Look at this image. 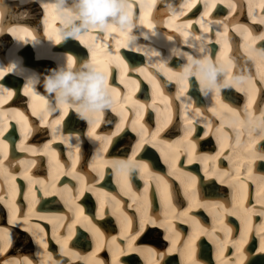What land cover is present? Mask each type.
Wrapping results in <instances>:
<instances>
[{"label":"bare ground","instance_id":"6f19581e","mask_svg":"<svg viewBox=\"0 0 264 264\" xmlns=\"http://www.w3.org/2000/svg\"><path fill=\"white\" fill-rule=\"evenodd\" d=\"M151 1L152 0H144V3H151ZM198 1L202 0H194V6ZM251 1L250 10L253 14H256L260 8L255 7L257 3L256 0ZM187 2L188 0H183L180 8H172L169 6L167 10L158 14L157 22L163 21L164 18L167 28H157L156 26L152 29L148 28L143 32L147 34V39L143 35L139 36L135 45L129 44L127 34L122 33V36L124 35V42L121 47H130V57L136 60H141L143 53L145 55L143 59L147 57V61L146 63H142L139 66L136 65L126 70L120 79L124 80L125 77L131 76L130 74L134 72L132 69L147 70L148 72H146L143 77L145 76L147 82L150 84V96H133V94L128 91V88H130L129 83H126V89L128 90L121 91L124 96L116 93L115 107L105 111V114H107L108 118L111 120L112 128L106 133H99L96 135L103 138L112 132H116V125L121 122L122 118L124 122L121 125V131L112 137L111 143L107 145L106 150L101 151L103 146L102 139L97 140L94 136L88 135L92 126L88 125L84 120H82V122H85V133H82V128L77 129L81 137L75 133L65 134L63 138H61L59 134H52L50 137H47L46 132H54L53 127L55 124V122H53L54 118H49V113L46 119H41L43 126H24V136L29 137L33 133L32 130H41L40 133H42V135L37 140V145L34 143L33 146H28L24 143H20V149L15 147V154L11 159V164L5 163L7 173L0 174V197H2V199H0V264H4L5 261H8V264H29V261L31 264H52L53 261H60L61 264H66L67 259V264H122V258L127 262L132 261L137 264H149V262H152L156 257L148 252L141 254L140 252L129 249V244L125 238L130 237L129 239L132 241V237L136 236V226L134 223L135 212H138L140 220L141 216L147 215L150 203L156 204L159 199L163 207L166 208V215L164 218L158 220V213H152L151 218L154 219L156 223L147 224V231L145 233L153 238V242L155 245L157 243V246L159 248L161 247L160 249H162L165 242L166 244L169 242L172 243V246L165 251L167 252V258L170 263L179 261L177 264H198L192 255L189 259V248H186L185 245L190 237L197 238L200 234H205V232H207V236L203 238L204 244L208 243L211 246L209 241H212V239L221 241L213 248L216 250L215 253H213V261L219 264H233V261L237 257L234 247H232V250H229L231 253L229 256L224 257L221 255V251L224 252L225 248H228L227 245L233 246V242L237 240L228 233L232 231L231 229L225 230L223 221L230 220L233 224H241L242 222L246 227L249 226L250 223L248 219L239 221L233 217L232 214L237 213V211H242L241 201H243L250 189L252 191V204L249 205L250 201L248 202L247 208L243 210L244 213L256 214L264 211V174L253 176L247 168L242 169L245 165L250 164L253 156L252 149L256 148V144L259 148L264 147V139L259 138L257 131L255 132L254 128H251L247 120H244L240 116L232 115L230 114V109L223 108L224 102L221 99L223 103H218L216 98L212 100V103L210 102L211 104L207 103V108L211 105V111H206L204 114L195 111L193 114H188L185 110L191 109V107L186 108L183 104L181 108L178 109L176 105L173 107L174 103H172V96L176 98L180 94L179 89L173 92L171 90L173 86L169 87L167 85L178 82L174 74L177 72L179 66H175L170 69L168 73H165L167 70L162 67L160 64L162 61L159 62L158 59L161 58L167 50L155 44L167 46V44L171 42H176L174 48H181L180 50L184 52H191L193 49L190 47V44L193 41L199 42V39L203 38L211 49L212 39L219 42L220 38L212 37L210 39L208 36L205 37L204 35L201 38L197 36L194 29L198 20H202V22H204V20H207V22L215 21L213 22V26L222 34L225 33V21L221 18L214 19L213 17H209L208 14L204 15L205 10L198 17L196 15L185 14L190 8H182V5ZM262 3L263 2H260V4ZM10 5L13 6L11 9L17 10V12L18 9H21L18 3H11ZM134 6H136V2L133 3V7ZM240 7L242 8V4H240ZM181 11L182 14L180 15L174 14L180 13ZM21 14L24 16L30 14V12L29 10L23 12L22 10ZM48 14L51 15V13ZM150 21L156 22V18L152 16L150 17ZM247 25L248 24H245V26ZM203 27L205 30L207 29L206 31L210 34L211 27ZM231 27L236 28L234 23L231 24ZM174 29L181 32L182 36H180V39L179 35L174 32ZM110 32L116 35L120 34L118 29ZM17 33H20V30H18ZM104 34L105 32L93 31L91 34L81 37V41L89 44L93 39L102 38ZM133 34L138 36L135 28L133 29ZM10 36L11 35L6 32L3 36V38L6 37L4 41L9 42L11 40ZM168 36H172V39L169 40ZM245 36H249V33H246ZM255 36H251V38L246 41V45L251 49V51H249L253 54L255 52H260L263 47L261 43L264 42L256 40L254 43L257 41L259 43L256 47L252 48L251 46L254 45L252 38ZM1 37L2 36H0V38ZM235 38L236 37L232 35V39ZM104 41L105 45L98 44L97 46L98 51L96 52L94 61L98 65L101 64V58L104 54H112L115 48H118L105 47L107 43H111L108 37H106ZM65 42H68L75 52L79 49L78 57L82 56L80 49H82L83 44L81 42L78 43L76 40L72 39ZM182 44L184 46H182ZM16 47V49H18V46ZM121 47L117 49L118 52H120ZM11 49L12 48L7 50L8 52L5 57H1L2 55H0V62L5 63L6 59L12 57L13 52ZM122 52H125V50L122 49L121 53ZM149 52L152 54V58L149 57ZM157 53L160 55H156ZM222 53H224V51H222ZM243 53L244 52L239 51V49L234 50L237 61L243 66L242 69L238 68V71L242 72L243 70V72L251 78L252 83L242 90L239 89L241 95H239L235 86H229L225 89L228 91L237 90L234 97L246 102L244 103L243 109H245L247 104L251 110H256L253 115H260V118L255 119L256 121H260L264 119V117L261 116V112L264 111V95H262L264 92L260 86V80H262V84L264 85V60H261L260 56L257 54L256 57H258L260 65H255L256 68H254L251 60L248 57H244L245 55H243ZM39 55H46V52L38 49L37 57L39 60L45 59ZM85 55L87 57L88 54L85 53ZM58 57L60 56H54V58H57V64L63 63V60H60ZM29 58L34 57L30 56ZM105 58L109 63H112L108 56ZM165 60L164 58L163 61ZM229 63L230 61L227 62L228 66ZM124 64H126V62H121L119 64L115 62V66L120 70H125ZM235 64L237 65V62H235ZM40 66L44 73H47L49 68L52 67L51 63L49 64L47 61H43ZM54 66H56V63H54ZM155 68L165 71L163 72L160 70L162 73V80L159 89H155L151 83L153 77L156 79V77L159 78L161 76H156L151 72L154 71ZM258 71H260L259 74H257ZM142 72L143 71H138V73H134L133 80L137 79ZM6 74H9L10 80L15 82L22 81L20 77L10 74L9 71L2 72L0 77ZM137 83L139 85L141 81H137ZM179 84L178 82L176 86L178 87ZM255 85L260 88L261 98L258 96L259 91L257 89L251 90L252 86ZM135 88L136 86L133 87V89ZM198 93L199 92L196 91L195 95ZM231 95L230 92L227 93L226 98L229 100ZM12 96L13 94L8 96L4 93L3 97H0V102L5 101L2 107L3 114H9L15 109H20L18 106L10 104L9 101ZM250 97H252L251 102H249ZM156 98L160 103H154V99ZM150 100L152 101L148 103ZM179 102H181V100H179ZM202 103L203 100L200 99L198 106H205L202 105ZM212 104L214 106H212ZM141 106H143V108H141ZM183 106L185 110H183ZM148 107H152L156 110L155 117H150L145 113ZM110 111L112 113H110ZM41 114L42 113L39 112L40 117ZM130 114L132 115L129 118ZM174 114H177V117H175L177 122L171 124ZM65 116H67V120L69 119V122H72L74 125L81 122V119H79L71 109L68 110ZM102 116L103 113L100 116V120ZM237 117H239L243 123L234 127V121ZM25 118L27 119L28 117L25 116ZM205 118L207 120H205ZM180 123H182V126ZM190 124L193 125L192 128H196L198 134L200 132L201 139L198 145L201 146L202 144L203 148L207 150L206 152H200L199 149H196L192 154L191 162H189L188 158L189 140L191 139H189L190 137H186V131L190 127ZM196 124L200 126L197 128L195 126ZM3 125H6L7 130L8 119L6 117L0 120V126ZM168 125H173L176 128L182 129L180 135H177L179 134V129L176 134L173 133V135H176L173 141L166 138L169 136L166 130L162 133ZM133 127L136 129L135 131H133ZM158 128L159 132L157 133ZM234 129L243 132L235 136L237 145L235 149L230 147L227 143V138L230 137L232 133H235ZM244 129H246V131ZM205 132H207L206 136L204 135ZM211 132L221 137L220 146H218L219 151L215 155H212V149L215 144L212 140L213 134H211ZM153 134H156L155 139H153ZM198 134L197 136H192V138L197 139L199 137ZM141 135H143L146 140H151L152 142L145 143L136 151L135 160L147 163L149 166L148 170H146L143 175L140 169L134 170L127 176V179H125L123 175L116 171L114 161L128 160L131 158L133 149H135ZM12 136L13 134H10V138ZM65 137H69V139L66 140ZM76 137H79V141H77ZM237 137H239V142H237ZM0 138H2V136H0ZM61 139L64 141L63 146L67 153L65 156H70L69 161L71 164H68L66 161L60 162L55 151L56 149L51 145L52 142ZM43 140L48 141L42 143ZM81 140L83 141L82 150L84 148L85 151L88 152V155L86 152L82 154V150L76 152V148L80 146ZM12 141H14L13 138ZM33 142L34 141L31 140L30 144ZM45 145L48 146L47 149ZM107 149L112 152L111 155L110 152H107ZM1 150H3V148H1ZM140 151H142V155L139 156L138 153ZM114 153L116 155H112ZM218 153L219 155H217ZM2 154L3 151L0 152V155ZM144 154L146 156L155 154L156 157L153 160L157 165L161 163L158 171L153 170L145 157H143ZM45 155V163L47 166L43 169L42 163ZM205 157H208V159L205 160ZM37 162L39 166L38 169L35 170L34 168L37 166ZM217 162L220 163V167L216 166ZM251 163L255 165L259 163L261 166L262 164L264 166V160H255ZM198 168L201 170L196 172L195 170ZM206 169L209 173L214 172L215 174L206 175ZM101 173L103 178H100ZM198 175H200L201 179L206 181L208 185L207 188H212L217 191L214 192V194H211L212 192H201ZM191 176L196 177L194 182L191 181ZM158 177L161 179L158 180ZM146 186L147 191H145ZM81 188H83V193L78 194ZM46 192L48 194H45ZM87 192L88 195L85 197ZM154 192H156L157 196H154ZM90 195L93 196L92 200L90 199ZM168 196L175 197V201L177 202L175 206L168 204ZM209 196L215 198L210 200L208 199ZM230 196H232L231 200L229 199ZM84 197L85 199H83ZM46 199L49 202L46 201L43 205L44 207H41V203L38 205L40 201ZM82 199L90 206H92L93 201H95L92 208L93 214L85 211V205L82 204ZM227 202H231V206L228 207L227 204L229 203ZM54 205H56V207H54ZM101 205H103V209H101ZM221 205L223 207H221ZM80 209H83L82 213ZM202 214L207 215V219L202 217ZM246 217L249 218V215L247 214ZM102 218L106 221L104 227H100V225L103 224L101 222ZM89 220L99 229V232H96V230L91 227V224L88 223ZM199 222H201L202 225H200ZM69 226L71 227V238L65 244L66 251L61 252V245L57 238H63L67 235ZM174 226L176 229H181L179 232L180 237L171 234ZM79 228H81V230H79ZM117 229L118 232L116 231ZM76 231L80 232V239H77L78 236L74 234ZM186 232L190 233L188 237L184 239L182 235H185ZM33 233L37 235H33ZM41 233L47 243V249H44V247L37 242ZM109 234H111L112 237L110 238L111 240L108 241L107 237ZM138 236H136V238ZM75 240H79L77 245H80L81 248L77 249L73 247L71 243ZM141 240L146 241L148 238H142ZM24 242L26 244H24ZM22 243L25 246H22ZM222 243L224 247L220 248ZM132 246L134 248H146L144 244ZM256 248V251L251 249L247 264H264V252L260 251L259 243ZM169 249H171V251H168ZM242 250L243 249H241V252ZM107 251L110 252L109 259L105 257ZM176 252H180V254L174 255ZM48 253H51V259L48 258ZM170 255L173 258L170 257ZM79 260L82 263H78ZM243 260L244 255L241 261Z\"/></svg>","mask_w":264,"mask_h":264},{"label":"clouds","instance_id":"9594fccd","mask_svg":"<svg viewBox=\"0 0 264 264\" xmlns=\"http://www.w3.org/2000/svg\"><path fill=\"white\" fill-rule=\"evenodd\" d=\"M28 2V0H22ZM135 0H40L45 13L49 9L55 12L59 21L56 36L53 39L47 32V16L41 18L44 34L53 43L65 42L69 39L79 40L81 37L91 34L93 31L109 32L119 30L126 33L128 42L135 45L138 36L133 34V29L138 25L133 17V3ZM140 0L139 7L144 5ZM6 6L0 0V36L6 32L21 43L38 42L34 31L26 26L5 23ZM21 18H25L21 15ZM25 28L33 33L31 39H19L17 32ZM140 35L147 38L146 33ZM191 52H184L178 48L169 50V56L165 62L172 57H179L183 62L179 65L176 79L182 84L195 78L200 93L205 96L217 97L222 90L230 85L237 89H243L250 85L252 80L245 75L233 76L231 80H221L220 75L227 71V67L219 59H213L210 55L211 49L203 38L199 42L190 44ZM156 55H160L157 53ZM63 63H58L47 73H39L35 70H27V74L20 72L21 64L16 61L10 62L7 67H0V72L15 71L24 77L23 89L38 90L43 87V93L49 97L48 111H63L71 109L75 115L93 126L101 114L116 105V96L113 88L108 83L107 72L99 66L91 57H80L74 60L71 52L63 53ZM3 86L0 85V91ZM254 130L264 133V119L256 121L253 119ZM57 133L59 130H56ZM66 140L69 137H65ZM79 141V137H76ZM116 171L121 175H129L138 169L135 161H114Z\"/></svg>","mask_w":264,"mask_h":264},{"label":"snow or ice","instance_id":"6c2138e0","mask_svg":"<svg viewBox=\"0 0 264 264\" xmlns=\"http://www.w3.org/2000/svg\"><path fill=\"white\" fill-rule=\"evenodd\" d=\"M192 6H194V0H188V2L184 5H182V8H191ZM151 7V3H147V4H144L141 6V9H142V15L140 17V23L141 24H146V26L149 28V29H152L154 27V24L152 21L148 20L146 15L143 14V10L144 9H150ZM204 7H205V12H204V15H207L208 14V10L210 8H213L215 7V0H204ZM229 7H233L232 5H229ZM175 15H180L182 14V11L180 13H174ZM262 23H264V20L261 21ZM237 27L239 28H242L244 30V32H247V28L246 26L244 25H238ZM207 30V29H206ZM115 31V30H113ZM217 35H220L219 33H217ZM225 37L227 35V33L225 32L224 33ZM250 35V34H249ZM168 39H172V36H168ZM57 40H59V37H57ZM256 40H260V41H264V33H260L259 35L255 36L252 38V42L254 43ZM187 42V41H185ZM125 46H128V45H125ZM225 47H227V42L225 41ZM251 51V49H250ZM259 56H260V59L261 60H264V48H262L259 52ZM128 68V65L127 64H124V69L127 70ZM133 71H143L142 69H132ZM0 74H2V72H0ZM171 78V77H170ZM151 83L153 84V87L155 89H159L160 88V84L159 82L153 77L152 80H151ZM186 83L187 81H183L182 82V85H185L186 86ZM114 90V93H115V96H116V90ZM30 89H25V92H29ZM0 93H6L8 96H11L12 93L8 91V89L6 88H3L2 91H0ZM31 95H35V93H31ZM251 99L252 97L249 98V102H251ZM216 100L218 103H223L221 100H220V95H217L216 97ZM223 106L225 108L228 107L227 104H223ZM141 108H143V106H141ZM233 112H235V110H232ZM48 109H45V111L41 114V119L44 120L46 119L47 115H48ZM67 112H68V109L65 108L63 111H61L60 115H59V118L55 121V125H59L61 120H63L64 116L67 115ZM244 112H247V108L244 109ZM261 116L264 117V111L261 112ZM247 121L249 124H252L253 123V119L251 118V113H248V116L246 117ZM99 120L100 118L98 119V121L90 128L89 132H88V135L89 136H94L95 139L97 140H103V146H102V149L101 151L103 150H106L107 148V145L109 143H111V140H112V137L117 135V133L119 131H121V125L123 124V118L121 119V122L118 123L116 125V132H112L110 134H108L107 136H104L103 138L100 137V136H97L96 133H95V129L96 127L98 126L99 124ZM243 123L242 120H240L239 117L236 118V120L234 121V127L238 124H241ZM6 130V125H3V126H0V136H3V133L4 131ZM53 130L56 131V128L53 127ZM135 127H133V131H135ZM195 129L192 128V127H189L186 131V137H191L192 135V132L194 131ZM159 132V128L157 129V133ZM155 135L156 134H153V139H155ZM204 135L206 136L207 135V132L204 133ZM257 135L259 136L260 139H264V133L260 132V131H257ZM152 141L151 140H146L144 138L143 135H141V138L139 140V142L137 143L135 149H133V152H132V157L129 158L128 160H132V161H135L136 165L138 166V169H140L141 171V174L143 175V173L148 170V164L147 163H144L143 161H137L135 160V155H136V151L138 149H140L145 143H151ZM237 142H239V137H237ZM0 145H4V141L3 140H0ZM6 147V145H4ZM47 145H45V148L47 149ZM195 149H196V143L192 140H189V153H188V158H189V162H191V159H192V154L195 152ZM76 152H79V147L76 148ZM6 153H3L2 155H0V174H6L7 173V167L5 166L4 164V160L6 158ZM219 155V153L217 154ZM208 157H205V160H207ZM214 159V158H213ZM255 160H264V147H261L259 149H256L254 150V153H253V156H252V160L250 161V164L251 162H254ZM9 164H11V161H9ZM215 173H209L206 169V175H214ZM125 177V179H127V175H123ZM100 178H103V175L102 173L100 174ZM158 180L161 179V178H157ZM191 181H195L196 180V177L195 176H191L190 177ZM91 190V189H89ZM145 191H147V186L145 187ZM83 193V188H81L80 192L78 194H82ZM45 194H48L47 192ZM0 199H2V197H0ZM77 207L79 208V206L77 205ZM221 207H223L221 205ZM101 209H103V205H101ZM80 212L82 213L83 212V209H80ZM261 215L264 216V212H261ZM26 219V217H25ZM89 224H91V227L93 229L96 230V232H99V229L96 228V226L94 224L91 223V220L88 221ZM156 221L154 219H152L151 217L149 216H146V215H143L141 216L140 218V221H139V224H138V228L136 230V236L142 234L144 232V229H145V226L147 224H155ZM261 233H264V226H262L259 230V232L257 233L258 235L261 234ZM33 235H37L36 233H33ZM136 236H133L132 237V240L134 241ZM55 238V237H54ZM71 238V227L69 226L68 227V234L65 235L63 238H57L58 239V242L60 243L61 245V252H65V244L67 243V241ZM194 239V237H190L189 238V244H186L185 247L186 248H189V259L191 257V249H190V243L191 241ZM247 241V234L246 233H241V236L238 240L234 241L233 242V247L235 248V251L237 253V257L236 259L233 261V264H240V261L243 259V254L241 252V249H242V246L246 243ZM40 245H42L44 247V249H47V243L45 242V239H44V236L43 234L41 233L39 235V239L37 241ZM129 249L133 250V251H136V252H140L141 254H143L144 252H148L149 254L153 255L154 257H156V261H155V264H159V261L163 260V258L167 255V252H156L155 249L153 248H143V247H133L132 246V243H129L128 245ZM259 248H260V251L261 252H264V235H260V241H259ZM168 251H171V249H169ZM48 258L51 259V253H48ZM4 264H8V261H5ZM29 264H31V262L29 261ZM52 264H61L60 261H53Z\"/></svg>","mask_w":264,"mask_h":264},{"label":"water","instance_id":"95a60500","mask_svg":"<svg viewBox=\"0 0 264 264\" xmlns=\"http://www.w3.org/2000/svg\"><path fill=\"white\" fill-rule=\"evenodd\" d=\"M204 243H202V245H201V250L203 251L204 249H205V244L203 245Z\"/></svg>","mask_w":264,"mask_h":264},{"label":"rangeland","instance_id":"374dc122","mask_svg":"<svg viewBox=\"0 0 264 264\" xmlns=\"http://www.w3.org/2000/svg\"><path fill=\"white\" fill-rule=\"evenodd\" d=\"M27 241V240H26ZM27 243H28V241H27ZM24 244H26L25 242H24ZM23 243H22V246H25Z\"/></svg>","mask_w":264,"mask_h":264}]
</instances>
